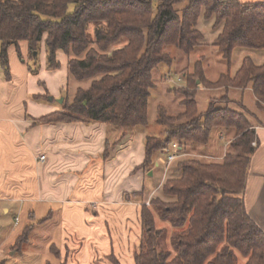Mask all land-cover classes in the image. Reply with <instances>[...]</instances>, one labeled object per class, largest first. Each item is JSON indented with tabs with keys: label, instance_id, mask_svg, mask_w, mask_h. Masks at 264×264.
I'll return each instance as SVG.
<instances>
[{
	"label": "trees",
	"instance_id": "obj_1",
	"mask_svg": "<svg viewBox=\"0 0 264 264\" xmlns=\"http://www.w3.org/2000/svg\"><path fill=\"white\" fill-rule=\"evenodd\" d=\"M183 4L187 6L180 8ZM202 18H214V29H221L215 46L229 67L236 49L264 50V2L0 0V65L7 80L11 79L9 48L16 46L19 58L24 60L20 42L28 43L35 62L45 43L50 70L60 67L57 53L63 51L70 57L71 77L92 80L87 90H77L72 101L66 99L61 112L38 122L104 123L122 130L145 126L146 154L139 169L146 171L174 142L183 151L189 144L207 146L217 128L236 130L222 162H179L181 176L163 186L164 195L173 201L157 198L151 201V207L143 206L136 264H238V254L247 259V264H264V232L251 219L244 202L256 133L244 114L219 105H228V97L212 100L203 117L197 103L201 87L245 89L252 85L258 108L263 111L264 64L258 66L247 57L234 76L229 70L213 82L205 76L203 60L198 61L194 73L186 75V86L170 90L183 95L185 112L174 115L159 105L155 122H149L153 72L161 64H173L175 59L169 51L191 55L203 44L205 37L197 28ZM91 25H95L93 39L89 36ZM123 40L127 44L119 48ZM104 155L107 157L108 151ZM155 215L176 230L170 238L171 250L163 246L167 231L156 227ZM34 229V225L24 229L15 249L20 250L29 241ZM51 252L61 259L56 247ZM109 260L121 264L114 255Z\"/></svg>",
	"mask_w": 264,
	"mask_h": 264
},
{
	"label": "crops",
	"instance_id": "obj_2",
	"mask_svg": "<svg viewBox=\"0 0 264 264\" xmlns=\"http://www.w3.org/2000/svg\"><path fill=\"white\" fill-rule=\"evenodd\" d=\"M202 19L197 27L201 32ZM214 24L213 21L215 34L211 43H207L202 32L205 40L196 50H218L215 42L221 29L215 30ZM19 49L24 60L19 58L16 46H11L8 50L11 79L5 78L3 70L0 79V213H25L30 222L27 226H35L30 238L41 229L50 251L56 247L60 252L61 263L112 264L109 258L114 255L121 264H136L142 238V208L157 198L173 201L164 195L163 186L181 173L174 169V164L166 168L161 152L151 170L139 169L146 154L145 126L122 130L104 123L38 122L63 110L66 98L62 92L70 84V57L59 51L60 67L50 70L45 43L36 62L30 57L27 42H20ZM202 60H205L203 55ZM197 62L186 63L192 68ZM253 62L258 66L264 64ZM203 69L205 73V66ZM238 70L230 74L234 76ZM201 90L219 92L220 97H211L210 102L228 97L230 103L222 107L249 116L257 146L251 159L244 202L249 216L264 232V110L258 108L252 85L245 89L201 87ZM171 96L178 99V109L169 98L174 111L166 107L168 111L174 115L184 113L183 95H177L182 98ZM60 98H64L63 103L57 101ZM221 129L218 137L224 146L216 140H210L207 146H192L200 150L203 159L216 161L213 163L224 159L237 132ZM42 156L45 160H40ZM46 218H49L46 222L39 223ZM16 219L18 216L15 224ZM155 221L159 230L171 229V238L176 230L157 215ZM158 221L167 225L159 227ZM57 236L59 239L55 241Z\"/></svg>",
	"mask_w": 264,
	"mask_h": 264
},
{
	"label": "rangeland",
	"instance_id": "obj_3",
	"mask_svg": "<svg viewBox=\"0 0 264 264\" xmlns=\"http://www.w3.org/2000/svg\"><path fill=\"white\" fill-rule=\"evenodd\" d=\"M187 4H183L180 8L186 7ZM73 9V7H71ZM215 22V19L210 20H201V30L206 37L207 43H211L214 37V32L211 23ZM95 25H91L89 29L90 38L93 39V29ZM126 43V40H123L122 44ZM118 46V47H119ZM169 53L172 54L175 61L171 66L167 64H161L154 71L153 75V83L154 90L151 91V98L149 101V122H154L157 114V107L159 105H164L168 109L170 108V99L172 100V104L175 105L176 110L178 109V99H174L172 94L177 96L180 94L171 93L172 89H180L186 84V75L194 73V67L190 68L188 66V61L191 63H195L196 61L202 60V55L205 57L203 61V66H205V75L209 81H216L222 74H227L230 70L231 73H235L241 66V63L244 58L249 57L254 60L256 63H264V51L258 50H248V49H239L234 53L232 64L229 67L227 61L223 58L221 53L217 49H207L203 52V49H197L193 54L187 56L181 50H171ZM260 54V55H258ZM201 55V56H200ZM260 56V57H259ZM201 57V58H200ZM178 69V70H177ZM177 71V72H176ZM193 72V73H192ZM92 80L86 81H77L70 75V84L67 91L62 92L63 97L72 101L78 89L87 90L91 85ZM168 95V96H167ZM220 93L217 91H208L201 90L197 94V103L199 115L204 116L209 110L210 98L211 97H220ZM223 95V94H222ZM181 97L182 96H177ZM170 98V99H169ZM64 99V98H60ZM65 99V101H66ZM59 101V100H57ZM220 106L226 104H219ZM218 105V106H219ZM174 111V110H172ZM244 114V113H243ZM249 120V116L244 114ZM250 121V120H249ZM221 128L215 129L212 132V141L216 140L221 142V145L224 146V141L219 139L218 135L221 132ZM194 145H188L186 149H184V156L178 159L172 165L174 169L177 170V164L181 161L188 159H196L200 160L204 163H213L216 161L203 159L201 157V152L199 149L193 148ZM200 146V145H198ZM202 147V146H201ZM151 204V202H150ZM148 207V206H147ZM151 207V205L149 206ZM18 216L19 222L15 224V218ZM29 218L25 213H17L12 212L9 215H5L2 212L0 213V264H61V261L55 257L51 251L50 247L42 234V230L40 229L37 233L29 238V241L21 246V249H15L16 243L22 231L29 224ZM167 225L158 221V226ZM170 233L171 229L167 231V237L163 242V246L169 250H171L170 245ZM58 236L55 238V241H58ZM58 243V242H56ZM239 262L238 264H246L247 259L242 255L238 254Z\"/></svg>",
	"mask_w": 264,
	"mask_h": 264
},
{
	"label": "built area",
	"instance_id": "obj_4",
	"mask_svg": "<svg viewBox=\"0 0 264 264\" xmlns=\"http://www.w3.org/2000/svg\"><path fill=\"white\" fill-rule=\"evenodd\" d=\"M2 67L0 65V79H2ZM257 146V142L253 143V147ZM162 155L165 156L162 160L163 164L166 166V168H169L173 163H175L178 159L184 156L182 148L177 142H174L170 147L165 148L161 151ZM40 160H45V157L42 156ZM150 202H146V206H150ZM19 219H16V225L18 224Z\"/></svg>",
	"mask_w": 264,
	"mask_h": 264
},
{
	"label": "water",
	"instance_id": "obj_5",
	"mask_svg": "<svg viewBox=\"0 0 264 264\" xmlns=\"http://www.w3.org/2000/svg\"><path fill=\"white\" fill-rule=\"evenodd\" d=\"M198 83H199V82H198ZM59 102H60V103H63V102H64V100H63V99H61V100H59Z\"/></svg>",
	"mask_w": 264,
	"mask_h": 264
}]
</instances>
